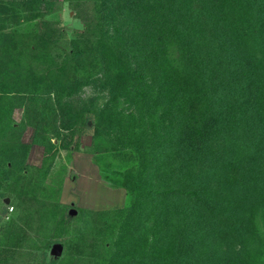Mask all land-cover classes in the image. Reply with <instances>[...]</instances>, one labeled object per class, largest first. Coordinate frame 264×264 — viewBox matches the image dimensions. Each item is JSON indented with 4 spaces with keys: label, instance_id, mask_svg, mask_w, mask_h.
<instances>
[{
    "label": "trees",
    "instance_id": "16d2710c",
    "mask_svg": "<svg viewBox=\"0 0 264 264\" xmlns=\"http://www.w3.org/2000/svg\"><path fill=\"white\" fill-rule=\"evenodd\" d=\"M64 1L84 24L70 49L41 0L2 18L16 27L0 34V175L34 202L11 233L14 252L28 254L44 219L68 249L43 264H264V0ZM26 19L34 28H20ZM94 80L109 100L75 104ZM16 106L38 118L40 142L83 129L93 111L98 162L125 205L94 211L74 233L48 189L21 196L14 171L29 145Z\"/></svg>",
    "mask_w": 264,
    "mask_h": 264
},
{
    "label": "rangeland",
    "instance_id": "374dc122",
    "mask_svg": "<svg viewBox=\"0 0 264 264\" xmlns=\"http://www.w3.org/2000/svg\"><path fill=\"white\" fill-rule=\"evenodd\" d=\"M51 2L61 4L62 9L56 13L49 12ZM22 3L24 0H0V34L3 28H7L6 31L9 32L16 27L13 22L6 26L2 18L9 14L8 9L14 4ZM38 8L46 13L47 18L60 20L68 35L62 41V46L70 49L74 31L84 28L81 19L76 17V11L64 0H41ZM28 13V10H23L24 15ZM33 24V21L26 19L20 28H34ZM1 56L0 44V61ZM101 82L94 80L83 87L73 98L75 104L92 106V110L103 107L109 100V91ZM11 117L18 128L21 142L29 145L23 164L24 171H14L15 177L20 178L18 191L21 196L24 192H39L40 185L44 190L48 189L47 204L51 207L56 204V212L61 207H67V213L70 212L74 218L71 225L74 233L83 229L94 211L117 210L125 205L127 191L109 182L102 164L98 162L93 111L89 115L88 126L83 129L78 127L76 130L64 129L59 137L50 135V141L44 142L35 139L39 130L38 118L27 112L25 106H16ZM12 184L13 179H2L0 175V264H43L62 258L68 246L63 236L53 239L49 237L56 230L55 227L46 226L44 219L37 220L30 247L23 249L28 254L23 256L14 252L15 248L10 241L11 233L16 230V225H24L31 220L30 211L34 202L26 203L22 197H18V193L9 191ZM43 206L42 204V209L47 211ZM68 227L67 225L65 229H69ZM48 240L51 243L47 246L45 243Z\"/></svg>",
    "mask_w": 264,
    "mask_h": 264
},
{
    "label": "water",
    "instance_id": "95a60500",
    "mask_svg": "<svg viewBox=\"0 0 264 264\" xmlns=\"http://www.w3.org/2000/svg\"><path fill=\"white\" fill-rule=\"evenodd\" d=\"M59 246V245H58Z\"/></svg>",
    "mask_w": 264,
    "mask_h": 264
}]
</instances>
